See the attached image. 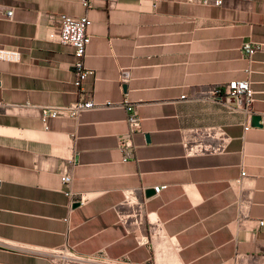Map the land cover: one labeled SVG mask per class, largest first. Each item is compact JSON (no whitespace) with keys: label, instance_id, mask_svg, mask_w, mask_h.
Wrapping results in <instances>:
<instances>
[{"label":"crops","instance_id":"0c3cea01","mask_svg":"<svg viewBox=\"0 0 264 264\" xmlns=\"http://www.w3.org/2000/svg\"><path fill=\"white\" fill-rule=\"evenodd\" d=\"M81 2L0 0V48L20 53L0 61V264H53L60 247L133 264H264V0ZM61 14L91 21L81 88L73 49L58 42ZM246 44L258 48L251 62ZM242 80L255 92L249 115L214 95ZM88 99L134 105L131 160L118 149L121 106L41 121L42 108ZM186 144L223 151L191 155ZM62 171L88 204L69 207ZM125 192L146 202L142 226L120 223L134 211ZM149 223L150 245L138 246Z\"/></svg>","mask_w":264,"mask_h":264},{"label":"built area","instance_id":"2783aa9c","mask_svg":"<svg viewBox=\"0 0 264 264\" xmlns=\"http://www.w3.org/2000/svg\"><path fill=\"white\" fill-rule=\"evenodd\" d=\"M100 0H82L81 5L85 10H90ZM191 4H197L202 6H215L222 5L223 0H187ZM6 18L11 19L13 11L6 12ZM58 27V42L62 45L69 46L73 49L74 63L72 70L74 74V85L77 88H81L83 82L86 80L88 72L84 67V58L86 56L87 48L91 42V36L88 34V29L91 25V21L86 16L72 17L67 15H58L55 17ZM258 48L251 44L244 46V53L247 55V59L251 62L252 56L256 53ZM20 60V53L15 50H7L0 48V61L6 62H18ZM247 74L251 71L246 70ZM122 83L125 81V76L122 74ZM216 98L219 101L228 104L233 102L236 106V110L243 112L245 115L251 113L252 105L255 101V92L251 87L249 80L234 81L223 86L214 92ZM115 106H121L128 112V129L129 133L125 136H120L118 139V149L122 154V162L126 163L133 158V143L132 136L140 130V117L138 116L134 105L127 100H123L120 105L106 103H95L91 99L78 101L66 107H48L40 110L41 121L46 126L48 118H70L76 119L82 113L89 110H102L105 108H112ZM212 131H207L206 136H213ZM186 151L191 155H204L214 154L223 151L222 147H212L205 144H197L189 146L186 144ZM62 184V193L69 200V207L75 208L82 207L88 204L90 198L85 193H73L70 191V185L72 182L71 176L67 171H62L59 174ZM245 175L242 173L241 178ZM163 187H154L153 191L155 195H158L163 190ZM124 205L134 208L133 213L130 216L119 214L120 223L127 224L132 219V222L136 226H142L144 219L147 218L145 211V201L138 200L135 192H125L122 202ZM258 225L262 227L264 221L258 222ZM157 227L150 224L147 228L146 235L136 236L138 246L150 245L152 236ZM8 246L0 242V251L7 250ZM50 260L53 264H133L128 259L117 258L113 259L108 257L104 252H97L91 255H82L67 247H60L52 250L49 253Z\"/></svg>","mask_w":264,"mask_h":264},{"label":"water","instance_id":"95a60500","mask_svg":"<svg viewBox=\"0 0 264 264\" xmlns=\"http://www.w3.org/2000/svg\"><path fill=\"white\" fill-rule=\"evenodd\" d=\"M123 89L125 90L126 87L124 86ZM260 122H261V118L258 116H253L251 119L252 126L254 127L260 126L261 125ZM75 207H77V205Z\"/></svg>","mask_w":264,"mask_h":264}]
</instances>
